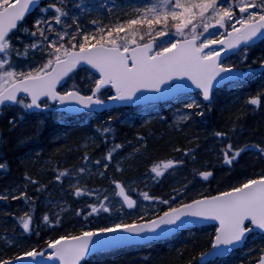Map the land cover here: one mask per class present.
Returning <instances> with one entry per match:
<instances>
[{
	"label": "trees",
	"instance_id": "trees-1",
	"mask_svg": "<svg viewBox=\"0 0 264 264\" xmlns=\"http://www.w3.org/2000/svg\"><path fill=\"white\" fill-rule=\"evenodd\" d=\"M136 1L139 0H123V3L119 0V4L115 2L116 6L113 11L102 19L104 27L108 28L118 22L123 23L134 18L135 7L130 8V6ZM151 2L152 0H141L140 3L144 7ZM52 4L63 7L68 13L67 16L61 17L65 29L53 19L55 12L49 7ZM40 19L47 21L40 25L45 30L47 40L41 37L39 32L36 36L30 35L31 32L36 31L34 25ZM74 20L75 23H73ZM90 22V16L84 15L75 0H63V3L61 0H43L40 7L28 15L10 37L12 44H14L15 37H23L27 43L30 45L35 43L37 47H29L26 52L23 48L27 43L23 41L16 45V51L12 53V56L21 60L26 57L25 52H32L44 64L50 59L49 52L54 51V48L48 47L52 41L58 42L56 46L59 44H64L65 47L70 46L67 42L69 37L66 36L61 40L56 35L57 32L67 31L71 36L76 33L77 25L80 30ZM50 23L53 25L48 26ZM49 27L54 31L49 32ZM24 29L28 31L25 32ZM143 31L145 29H142L141 33ZM137 39L139 40V35ZM148 39L149 37L145 35L144 40L140 42ZM259 44L264 47V39ZM262 61H264V55L257 58L254 65ZM219 90L224 93L226 86ZM252 97H260V104H249L248 100ZM130 110L133 108L114 107L102 113H89L78 118L79 123H75L76 116H67L50 108L30 112L15 104L0 111V164L5 165L4 168H0V178H2L0 180V261L28 252L34 246L36 248L45 246L49 241L58 237L77 234L84 230L79 229L78 225L85 217H83V212L77 210L81 209L79 203L89 198L85 196V190H82L80 195L76 194V188L68 190L65 186L66 175L73 167L71 163L74 157L78 156L81 162L87 159L95 160L100 155H105L106 150L117 142L129 143L136 137L145 135L140 149L144 163L181 157L176 170L178 174H182V170L188 166L196 167L201 172L204 168L211 169L213 182L216 185L213 183L206 191L196 192L192 194L193 196L190 194L175 204L219 193L237 187L249 179L264 175V153L259 150L264 148V72L253 79L244 80V84L236 88L222 105L208 106L202 116L192 117L183 127L172 132H167L169 128L155 120L145 127L135 128L125 124L121 125L122 114ZM107 120L110 124L106 122ZM144 129H148L151 135H146L143 132ZM217 132L226 135L217 136ZM92 136L98 139L96 145L91 149L88 146L83 147ZM235 139L241 142L236 147L232 145L233 152L238 149H244V151L231 164L225 163V157L221 152H218L216 156L213 155L214 149L221 147L225 150L227 145L232 144ZM174 145L178 150L170 152L169 149ZM69 150L77 155L65 157ZM156 151L161 155L153 157ZM69 158L70 161H68ZM136 163L139 162L133 158L121 166L118 165L119 170L113 169L110 172L105 170L107 179L98 178L96 175L93 180L86 182V190H98V193L102 195V188L111 184L107 182L108 179L123 181L135 178L137 172L133 169L137 166ZM110 165L111 162H109ZM62 172L66 175L61 176ZM238 174L242 176L237 177ZM103 180L106 181L105 184ZM172 182H174L173 176H161L155 186H160V189L164 188L165 192L173 191ZM17 187H20L17 191L18 195L8 192ZM57 187L66 189L65 196L70 201L67 212L60 214L59 224L48 230H39L30 234L25 233L22 227L23 235L17 243L7 240L5 236L10 235V229L19 227L18 222L23 217L26 219L29 216L30 208L34 211L33 219L39 213L41 205L36 196L42 195L44 190H57ZM152 191L157 192V190ZM158 193L162 194L160 191ZM158 193H155V198H158ZM90 195L95 196L93 202H100V195L97 196L94 193ZM76 197L84 199L78 201ZM17 203L24 208V211L17 215L9 214V210ZM161 209L164 211L166 206ZM6 210L8 215L15 216L9 218L10 221L1 220ZM93 228L92 226L89 229ZM13 232L15 233V230ZM213 234L212 226L190 228L164 241L99 252L82 264H197L199 255L209 248ZM263 253L264 235L253 234L249 236L241 249L223 259L207 264H252ZM137 256H140L141 260Z\"/></svg>",
	"mask_w": 264,
	"mask_h": 264
},
{
	"label": "snow or ice",
	"instance_id": "snow-or-ice-1",
	"mask_svg": "<svg viewBox=\"0 0 264 264\" xmlns=\"http://www.w3.org/2000/svg\"><path fill=\"white\" fill-rule=\"evenodd\" d=\"M36 2L37 0H0V54H2L0 105L6 101L23 103L17 100V93L23 92L31 97V103L24 105L29 109L40 108L38 101L41 97L58 100L61 104L75 103L83 108H90L92 105L105 103L98 96L105 87L110 86L115 91V95L109 97L110 100L124 101L132 100L143 90L159 93L162 85L184 79L191 81L192 85L201 90L205 101H210L213 82L222 73L233 72L232 67H226L219 62L221 52L238 48L241 44L249 45L256 39L264 37V0H152L144 7H137L134 10L136 13L134 18L123 23L118 22L107 30L103 27L97 28L98 38L96 34L81 33L78 25L76 33L71 36L67 31L57 32L56 35L61 40L66 36L69 37L67 42L70 46L65 47L64 44L56 46L58 42L52 41L48 47L54 48V51L49 52L50 59L46 64L27 73H17L10 67L6 69V65H9L8 56L12 51L10 33L18 28L19 22L23 21L30 7ZM49 7L54 9L53 19L57 24L61 23V17L68 15L63 7L55 4ZM42 23L47 21L37 20L34 25L36 31L31 32L30 35L36 36L39 32L40 36L47 40L45 30L40 27ZM93 23L97 22L93 21ZM142 29H145L143 33H141ZM172 29L180 38L158 44L157 38L168 36ZM210 29H225V32L216 36L210 32ZM24 31L28 30L24 29ZM48 31L52 32L54 29L49 27ZM145 35L149 37L148 41L140 43ZM77 36L80 39L77 43H73L77 40ZM28 47L36 48L37 44L26 46V52ZM81 65H87L99 74V78L94 80L91 95H81L77 90L59 94L56 87L60 81ZM248 103L259 105L260 97H252ZM185 107L192 109L200 105L193 101ZM198 114L202 115V113ZM187 118L182 117V119ZM216 135L226 134L217 132ZM115 147L119 148L121 145ZM259 150L264 153V148ZM242 151L244 149L233 152V146L228 144L224 150L225 163L231 164ZM111 157L110 151L107 159L110 160ZM173 163L168 161L154 165L151 171L159 177L163 175L161 169L171 168ZM4 167L5 165L0 164V168ZM80 171L83 172L84 169L81 168ZM60 175L66 173L62 172ZM200 175L207 180L212 173L202 172ZM114 183L118 189L116 194L123 198L129 209L133 208L136 201L125 193L124 187L119 182ZM76 194L80 195L81 190L77 189ZM141 195L145 200L153 199L146 192ZM161 202L169 203L168 200ZM100 210L110 211L109 207L101 202L99 207L91 206L89 214ZM182 217L218 221L219 227L216 229L212 244L214 249L242 243L246 234L254 229L264 231V175L249 179L219 195L195 199L191 203H182L179 207H170L162 216L144 223L121 222L98 231H85L79 235L62 236L57 240L49 241L47 247L52 251L48 259L59 261V264H81V261L89 255L90 246L94 243L100 247H111L119 242L117 240L94 242L93 237L117 232L129 236L156 234L157 230H162L164 226H178L177 222H182ZM140 219L143 220V217ZM44 220L47 222L48 217L45 216ZM246 221L252 227H249ZM29 223L30 218L23 221L25 231L29 229ZM43 255L44 253L35 249L25 253V256L33 259ZM0 264H10V261H0ZM258 264H264V256L260 257Z\"/></svg>",
	"mask_w": 264,
	"mask_h": 264
},
{
	"label": "rangeland",
	"instance_id": "rangeland-1",
	"mask_svg": "<svg viewBox=\"0 0 264 264\" xmlns=\"http://www.w3.org/2000/svg\"><path fill=\"white\" fill-rule=\"evenodd\" d=\"M123 3V0H120ZM75 2L80 5L81 9L83 10L84 15L90 16L91 22L84 26V28L80 29L81 33H89V34H96L97 38L99 36V33H96V29L100 27H104L103 18L113 11V8L116 6L115 2L119 4V0H75ZM141 0L134 2L133 5L130 6V8L135 7H143V5L140 3ZM85 11V12H84ZM237 15H239L237 10ZM41 20V19H40ZM93 21H96L97 23H93ZM214 22V21H213ZM61 22L59 26H62L65 29V25ZM53 23H50L48 26H52ZM107 30V28H105ZM200 29H198L199 31ZM230 30V29H229ZM210 32L214 33L216 36H219L221 32H225V29H210ZM124 33H121L123 35ZM207 36V34H205ZM180 37H177L174 34V29H172L169 32L168 36L157 38V43L161 44L164 42H167L169 40L173 39H179ZM223 38V37H221ZM80 39L79 36H77V40L73 41L77 43V41ZM25 41V39L15 37L14 38V44H12V51L10 52L8 56L9 65H6L7 68H11L12 70L19 72L27 73L29 71H32L34 69L42 67L44 64L41 63V60L39 58H36V56L30 52L26 53V57L21 60H17L12 56V53H15L16 51V45L19 43ZM147 41V40H145ZM144 42V41H143ZM25 43H27L25 41ZM142 43V42H140ZM26 46H30V43H27L23 50L26 51ZM29 48V47H28ZM27 48V50H28ZM264 51V47L260 44L254 47L244 48L237 52L236 54L225 58L222 61V64L224 66H233V67H248L250 65H254L257 61V58L262 57ZM246 56V58H245ZM260 64V63H259ZM255 75H251L246 79H253ZM98 79V77L92 73L91 71L87 69H81L77 72H75L67 81V83L60 88L61 91H68L72 89H76L82 93L89 94L91 92V89L94 86V80ZM244 84V80L229 83L226 85V90L224 93H221V90H217L214 92L211 103L209 105H205L202 100L200 99V95L198 92L190 93L181 95L177 98H173L172 100L166 102V103H160V104H149L145 106H137L136 108H133V110H130L128 113H123L121 116V125H128L130 127H145L147 124H149L151 121L155 120L158 123H163V126L169 128L167 132H172L177 129H180L184 126V124L188 123L189 120L196 116L200 117L202 115L198 113H202L205 111L208 106L211 105H222V103L226 102L228 97L232 94V92L235 91L236 88H240ZM7 86V85H6ZM112 96L110 90H104L101 95H99L100 98H108ZM19 101H23V103H18V105L24 107L25 104H27V101L22 97L19 99ZM195 101L197 104L200 105L198 108H192L188 109L185 107L186 104L192 103ZM86 114L78 115L76 122H78V118L81 116H84ZM182 117H188L187 119H182ZM135 118V120H134ZM106 122H109L107 120ZM156 128V127H155ZM158 128V127H157ZM143 132L146 133V135H151L148 132V129H144ZM143 137H146L145 135L142 137H136L135 140H132L129 143H121L117 142L115 145L109 147L106 151L107 153L105 155H100L95 160H85L82 161V163L79 166H74L71 168V170L66 175V181L65 186L68 190L74 189H80L85 190L86 194L85 196L88 199L85 200V202H80L81 209H78V212H83V217L85 219H81L82 221L79 225V229H84L83 231H89L90 227H94L93 229H101L105 227H111L114 224L117 223H126L131 224L133 222H137L141 220L140 218L143 217L144 219H148L150 217H153L154 215L160 213L163 211L161 207L166 206V209L168 207L175 206V202H178V200H182L188 195L195 194L199 191H206L209 186H211L214 182L213 175L205 181L202 182L198 175L201 173V170L199 171L198 168L194 169L192 166H188L184 170H182V174H178L176 172L178 168V164L180 162L181 157H171L172 159L168 160H162L160 162L158 161H151V162H143V159L141 157V147L143 145ZM98 142V139L96 136H92L88 139L86 144H84L83 147H89L91 149L96 145ZM239 142L237 139L233 141L231 145H239ZM116 145H121V147L116 148ZM113 149H115L113 151ZM178 150L176 145L174 147L170 148V152H174ZM112 152L111 159H107L108 153ZM222 153L224 155V148L221 149V147H217L213 150V155L216 156L217 153ZM160 152H155L153 154V157H156ZM219 155V154H218ZM137 157V158H136ZM158 157V156H157ZM137 159L139 163H136L137 166L134 168V170L137 171V176L133 179H125L122 182L125 190L128 192L129 195H131L134 200L136 201V206L133 209H129L127 205L123 204L119 196L115 193H112V191L109 189V187H103L102 188V195L98 193V190L91 189L90 191L86 190V182L89 180H93L96 175L101 178H106L107 175L105 174V170H108L109 172L113 169H117V166L125 162H129L131 159ZM170 158V157H169ZM169 160L173 161V166L168 169H161L163 172V175L174 177L173 184V191L170 194H164L162 196L158 193V191L161 192L160 186H155L158 179L161 177H157L155 173L151 171L152 167L157 164H162L164 162H168ZM220 160V157L217 159ZM99 161V163H97ZM109 162H111V165L109 166ZM105 165H107V168H105ZM83 168L84 171L81 172L80 169ZM202 172H211V169L204 168ZM176 175V176H174ZM242 176V175H241ZM239 174L237 177H241ZM216 185V183H214ZM65 190L61 187H57V190H51V191H43L42 195L36 196L40 200V205L43 211H39V213L35 216V219H33V209L30 208V214L26 218L27 220L30 218L29 223V229L24 232L27 234H30L31 232L39 231V230H48L51 227L57 226L61 220V213L67 212V209H69L70 201L67 196H65ZM152 190H157V192H153ZM148 193L150 197L153 199L145 200L144 197L141 195V193ZM95 194L99 196L101 200L100 202H93L95 199V196H91L90 194ZM155 193H158V198H155ZM1 197V196H0ZM107 197L108 199L105 200L104 198ZM182 197V198H181ZM77 200L84 199L83 197H76ZM174 198V199H173ZM180 198V199H179ZM168 200V204H164L161 201ZM103 202L107 207H109V212H104L103 210H100L96 213H91V206H97L99 207L100 203ZM78 204V205H79ZM174 204V205H173ZM48 217V221L45 222L44 217ZM22 218V217H21ZM24 217L21 221H16L19 223V227L16 229L11 228L10 229V235H6V239L10 240L14 243H17V239H19L23 235V221L26 220ZM92 224V225H91ZM86 227V228H84ZM15 230V233L13 232ZM14 233V235H13ZM16 237H18L16 239ZM5 239V240H6ZM32 245V244H31ZM37 249L35 246L32 247L31 250ZM30 250V251H31Z\"/></svg>",
	"mask_w": 264,
	"mask_h": 264
},
{
	"label": "water",
	"instance_id": "water-1",
	"mask_svg": "<svg viewBox=\"0 0 264 264\" xmlns=\"http://www.w3.org/2000/svg\"><path fill=\"white\" fill-rule=\"evenodd\" d=\"M41 1L42 0H37V2L30 7V9H29L28 13H26L24 19L26 18V16L28 14L32 13L36 9V7L41 3ZM21 22H19V24ZM13 31H15V30H13ZM10 35H11V33H10ZM263 39H264V37H260V38L256 39L254 42L250 43L249 45L241 44L238 48L226 49L225 51H222L220 54L219 62H221L224 58L230 56L231 54L239 51L242 47H250L253 45H257ZM76 50H78V49H76ZM0 55H2V54H0ZM82 67L88 68L90 71H92L97 76H99V74L94 69H91L87 65H81L75 71H77L78 69H80ZM232 68H233V72L222 73L220 77H217V80L213 82L212 92L215 88H218L219 86H222V85L227 84L229 82L241 80V79L245 78L247 75H250L253 73H260V72L264 71V64H260L259 66H256V67L250 66V67H247L245 69L236 68V67H232ZM71 74L72 73H70L69 76ZM68 77H65L57 85L56 91L59 94L65 93V92L60 93L58 91V88H61L66 83ZM105 88L111 89L112 94L115 95L114 89H112L110 86L105 87ZM105 88H102L101 90H103ZM70 91H73V90H70ZM194 91L200 92L201 98L205 103H209L211 101V99H210V101H205L203 99V95H202L201 90L197 89L194 85H192L191 81L184 79V80H173L167 84L162 85V90L159 93L148 91V90H143V91L137 93L136 97H134L132 100L113 101V100H110L108 98V99L104 100L105 103L103 105H92L90 108H83L82 106L75 104V103L61 104L58 100H52L48 97H41L40 101H38V102L40 103L44 100H47V102L52 104V106H51L52 109L59 111V112L69 114V115H77V114H82V113H86V112L100 113V112H103L104 110L109 109L111 107H121V106L134 107V106H144V105H147L150 103H161V102L168 101L169 99L176 97L180 94L190 93V92H194ZM212 92H211V97H212ZM80 94L84 95L82 93H80ZM87 95H91V92H90V94H87ZM20 96H27V98L29 99V101L31 103V97L28 96L26 93H23V92L17 93V99ZM14 103L15 102L6 101L3 105H0V109L6 105H12ZM41 108L42 107H40V108L33 107L30 109L31 110H40ZM199 178L204 182L209 179L208 178L207 180H205V179H203V177L201 175H199ZM117 191H118V189H117ZM227 191H230V190H227ZM223 192H225V191H223ZM220 193H216V194H212V195H208V196H203V197L216 196V195H219ZM203 197L194 198L192 200L202 199ZM121 200L124 204H126L122 197H121ZM192 200L184 202V203H191ZM180 205H178L176 207H179ZM164 212L158 214L157 216H155L153 218L147 219V220L157 219L159 216H162ZM147 220L137 221L136 223H144ZM245 223L248 224L249 227H252L247 221ZM177 224H178V226H164L162 228V230L158 229L156 234H144L141 236H129L128 234H125L122 232H117V233H111L108 235H100V236L93 237L94 242L95 241H111V240H117L119 242L117 244H115L114 246H111V247H100L94 243L93 245L90 246L91 251H90L89 255H87L83 260H85L90 255L95 254V253L100 252V251L111 250V249L131 246V245H143V244H147L150 242H157L160 240H164V239H167V238L175 235L176 233H178L182 230H185V229L191 228V227H201V226H206V225H214L216 227V229L219 227L218 221L211 220V219L199 218V217H182V222H177ZM216 229H215V233H214L210 248H208L206 251H204L198 259L199 264H204V263L211 261L215 258H223V257L227 256L231 251L243 247L245 241L247 240L248 235L253 233V232H257L258 234H264V231H261L259 229H254L252 232L246 234L242 243H238L234 246H230L227 248H225L224 246H221L218 249H214V248H212V244L214 242V237L216 235ZM94 231H98V230H94ZM79 234L80 233L75 234V235H79ZM36 251L42 252V253H44V255L43 256H37L35 259H33V258L27 257V256H25V254H23V255L18 256V257H20V259H17V257H16L14 259H10L7 261H10V264H59V261L48 259V256L52 250L49 249L47 247V245L45 247H43L42 249L36 250ZM203 254H206V255H203ZM261 256H264V254H262ZM260 257L258 258V260H256L252 264H258Z\"/></svg>",
	"mask_w": 264,
	"mask_h": 264
},
{
	"label": "bare ground",
	"instance_id": "bare-ground-1",
	"mask_svg": "<svg viewBox=\"0 0 264 264\" xmlns=\"http://www.w3.org/2000/svg\"><path fill=\"white\" fill-rule=\"evenodd\" d=\"M51 110H53V111H56V110H54V109H52V108H50ZM56 112H58V111H56ZM89 113H91V112H86L85 114H89ZM0 139H1V134H0ZM64 155V154H63ZM77 155V153H74V152H72L71 150H69V152L65 155V157L66 156H76ZM66 161V160H65ZM68 161H70V158L68 159ZM82 162L79 160V158H78V156H76V157H74L73 158V163H71V164H73V167L75 166H79L80 164H81ZM73 167H71V168H73ZM134 170V169H133ZM134 171H136V170H134ZM137 172V171H136ZM136 175H137V173H136ZM107 179V178H106ZM0 180H2V178H0ZM90 181V180H89ZM122 180H114V181H110L109 179L107 180V182H109V183H111L110 185H107L108 187H109V189L112 191V193H117L118 191H117V189H116V186H115V183L114 182H119L122 186H123V184H122V182H121ZM103 183L105 184L106 183V181L105 180H103ZM107 186H105V187H107ZM124 187V186H123ZM18 189H20V187H17V188H15V189H11L10 191H8L9 193H11L12 195H14L15 193H16V195H18L19 194V192L17 193V191H18ZM125 189V188H124ZM161 192H162V196H164V194H170V193H172V190H169V191H167V192H165V190H164V188L163 189H161ZM125 193L127 194V195H129L128 194V192L125 190ZM130 196V198H132L133 200H134V198L131 196V195H129ZM200 197H203V196H200ZM119 198L121 199V197L119 196ZM38 202H40V200L38 201ZM39 209L41 210V211H43V209L41 208V207H39ZM8 210V209H7ZM7 210L5 211V214H4V216H2L1 217V220L2 221H8L9 220V218H11V217H15V216H12V215H8L7 214ZM21 211H24V208L23 207H21V205L20 204H16L14 207H12L10 210H9V214H14V215H17L18 213H20ZM10 221V220H9ZM15 236V235H14ZM18 237H16V239H17ZM17 242H18V239H17ZM37 250H40V249H37ZM93 255H95V254H92V255H90L89 257H87L85 260H83L82 262H81V264L84 262V261H86L87 259H89L91 256H93ZM19 255H17V256H15V257H12V258H9L8 260H10V259H14V258H16V257H18ZM138 258H140V260H141V257L140 256H137Z\"/></svg>",
	"mask_w": 264,
	"mask_h": 264
}]
</instances>
